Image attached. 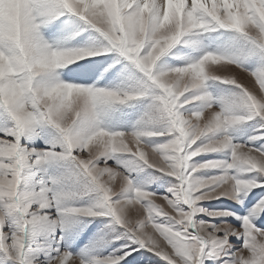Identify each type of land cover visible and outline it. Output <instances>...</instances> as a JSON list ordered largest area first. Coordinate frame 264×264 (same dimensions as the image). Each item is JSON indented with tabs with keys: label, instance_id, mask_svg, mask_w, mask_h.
<instances>
[{
	"label": "snow or ice",
	"instance_id": "obj_1",
	"mask_svg": "<svg viewBox=\"0 0 264 264\" xmlns=\"http://www.w3.org/2000/svg\"><path fill=\"white\" fill-rule=\"evenodd\" d=\"M261 216L264 0H0V264H264Z\"/></svg>",
	"mask_w": 264,
	"mask_h": 264
},
{
	"label": "rangeland",
	"instance_id": "obj_2",
	"mask_svg": "<svg viewBox=\"0 0 264 264\" xmlns=\"http://www.w3.org/2000/svg\"><path fill=\"white\" fill-rule=\"evenodd\" d=\"M253 191H256V190H253ZM252 196V193H248V197L251 198ZM256 199H259V197H256ZM248 200L246 199L245 200V205H248ZM252 203H255V200H252ZM205 206L206 207H220V206H230V207H233V210H240L241 214H243V207L241 205H238V204H234L233 201H227L225 202V204H221L220 202H217V201H206L204 202ZM229 219L231 220L232 218L229 217ZM261 220H264V216H261L260 217ZM259 222V221H258ZM236 223H239V221H236ZM141 252H143V249L141 250ZM147 255L151 256L152 254L151 253H148ZM138 254L133 252L132 253V256L128 258V261H132V258L133 257H137ZM122 264H124V262H122Z\"/></svg>",
	"mask_w": 264,
	"mask_h": 264
}]
</instances>
